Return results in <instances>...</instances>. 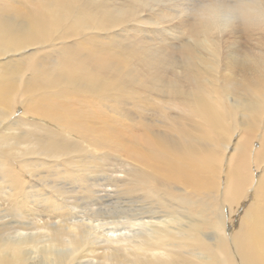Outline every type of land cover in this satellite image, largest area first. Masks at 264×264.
<instances>
[{
  "label": "bare ground",
  "instance_id": "obj_1",
  "mask_svg": "<svg viewBox=\"0 0 264 264\" xmlns=\"http://www.w3.org/2000/svg\"><path fill=\"white\" fill-rule=\"evenodd\" d=\"M196 3L0 0V182L17 203L36 162L74 183L76 152L116 154L114 264H264V35L205 34ZM84 220L0 226V264H79Z\"/></svg>",
  "mask_w": 264,
  "mask_h": 264
},
{
  "label": "rangeland",
  "instance_id": "obj_2",
  "mask_svg": "<svg viewBox=\"0 0 264 264\" xmlns=\"http://www.w3.org/2000/svg\"><path fill=\"white\" fill-rule=\"evenodd\" d=\"M73 158L76 160L75 166L78 168L69 169L64 166V172L66 173L67 170L71 172L70 178H73L74 183L54 178L55 175L52 171L55 170L51 169L52 163L48 162L45 164L36 162L39 167L32 168L33 170L27 174L21 171L25 190L23 189L24 195L22 194V198L17 203L11 202L9 198L11 185L0 182V217H2L0 226L5 232H3L4 235L13 234L16 236V234L23 233L43 239L39 234L41 226L52 228L65 225L64 221L68 218L74 223L82 222V219H85L83 224L93 226L99 239L95 244L86 245L88 247L84 252L78 253L76 263L114 264L107 258L104 243H100V241L103 236L105 237V234L111 233L110 230L122 228L120 226L124 221L120 218L122 207L133 209L135 206L128 203L132 197L130 195H125L126 197L122 198L124 200L125 197L124 201L129 198L126 201L128 205L120 199L124 193H122V187H118L119 183L116 180L121 178L122 173L119 157L106 151L104 153L92 152L83 148L76 152ZM28 163H31V160ZM47 167L49 170L44 169ZM118 188H121L120 193H118ZM65 193L66 195L62 196ZM120 200L124 206L120 204ZM136 205H138L137 208L145 207L141 202ZM72 209L74 210L72 211ZM70 222L69 220L68 223ZM100 222L103 225L101 228V225L97 226ZM42 247L43 244H40L39 248ZM31 262L30 258L29 263Z\"/></svg>",
  "mask_w": 264,
  "mask_h": 264
},
{
  "label": "clouds",
  "instance_id": "obj_3",
  "mask_svg": "<svg viewBox=\"0 0 264 264\" xmlns=\"http://www.w3.org/2000/svg\"><path fill=\"white\" fill-rule=\"evenodd\" d=\"M186 14L194 28L217 38L236 29L264 35V0H197Z\"/></svg>",
  "mask_w": 264,
  "mask_h": 264
}]
</instances>
